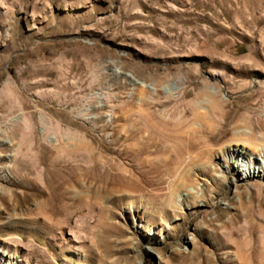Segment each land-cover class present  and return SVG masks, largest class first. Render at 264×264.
I'll return each instance as SVG.
<instances>
[{"label":"rangeland","instance_id":"rangeland-1","mask_svg":"<svg viewBox=\"0 0 264 264\" xmlns=\"http://www.w3.org/2000/svg\"><path fill=\"white\" fill-rule=\"evenodd\" d=\"M243 121L264 0H0V255L264 264V183L219 149Z\"/></svg>","mask_w":264,"mask_h":264},{"label":"bare ground","instance_id":"bare-ground-1","mask_svg":"<svg viewBox=\"0 0 264 264\" xmlns=\"http://www.w3.org/2000/svg\"><path fill=\"white\" fill-rule=\"evenodd\" d=\"M204 119L201 116L196 117V127L201 128L202 124H205ZM219 149L220 153H224L228 156V162L224 165L226 172H231L234 165H237L240 169V174L237 175L238 178H259L264 183V124L261 133L255 134L250 122L243 121L241 125L234 127L232 138L220 144ZM10 220L16 222V216L12 217ZM9 223H11V221ZM8 228H12V226ZM0 249H2V246H0ZM6 261L8 262L6 263ZM6 261H4L3 255H0V264H12L11 262L13 260L9 257Z\"/></svg>","mask_w":264,"mask_h":264}]
</instances>
